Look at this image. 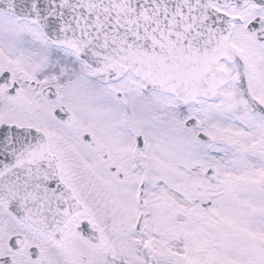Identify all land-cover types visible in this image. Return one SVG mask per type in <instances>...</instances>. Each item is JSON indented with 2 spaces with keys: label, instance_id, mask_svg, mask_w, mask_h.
<instances>
[{
  "label": "snow or ice",
  "instance_id": "6c2138e0",
  "mask_svg": "<svg viewBox=\"0 0 264 264\" xmlns=\"http://www.w3.org/2000/svg\"><path fill=\"white\" fill-rule=\"evenodd\" d=\"M0 264H264V0H0Z\"/></svg>",
  "mask_w": 264,
  "mask_h": 264
}]
</instances>
